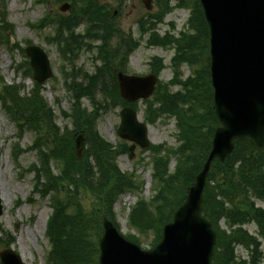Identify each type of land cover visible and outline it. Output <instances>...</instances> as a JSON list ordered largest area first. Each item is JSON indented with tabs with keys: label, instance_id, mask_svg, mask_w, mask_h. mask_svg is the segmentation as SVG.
I'll return each mask as SVG.
<instances>
[{
	"label": "trees",
	"instance_id": "1",
	"mask_svg": "<svg viewBox=\"0 0 264 264\" xmlns=\"http://www.w3.org/2000/svg\"><path fill=\"white\" fill-rule=\"evenodd\" d=\"M70 1L73 6L70 14L48 20L56 28L52 41L58 45L62 60L69 63H74L82 50H91L92 43L97 42L95 56L100 61L93 74L85 73L79 81L76 76L64 78L71 105L70 112H62V116L70 120L72 128L60 129L55 124L53 111L36 84L29 95L21 94V86L4 84L0 103L20 131L34 134L30 149L38 153L39 165H32L29 170L34 172V190L42 197L49 196L52 207L45 231L49 245L46 263L97 264L102 215L119 228L114 203L127 192L140 193L142 183L134 172H122L118 167L117 158L127 152L126 147H113L95 128L100 113L109 105H124L115 81V72L123 69V60L118 58L116 42L111 43L118 33L111 10L96 0ZM156 1L168 10V0ZM193 9L194 22L200 26L199 31L204 28L203 33L205 22L197 0ZM5 16V4L0 0V37L9 42L7 31H12V26ZM82 20L83 34L75 33ZM13 47L21 50L19 44ZM176 56L174 62L194 61L198 53L184 51L179 41ZM23 63V76L29 75L28 62ZM172 83L180 84L181 89L168 93L159 86L154 99L147 103L144 116L150 123L160 116L173 117L178 145L174 148L151 145L153 194L149 199L138 197L128 216V224L138 234L153 233L150 248L159 242L163 225L171 221L183 203L207 158L213 131L219 125L205 70L196 69L193 80L175 79ZM84 97L90 102V110L82 105ZM79 132L85 136L81 158L73 150V139ZM171 158L175 159V166L169 170ZM51 163L56 166V173L52 172ZM83 198L90 199L88 207L83 204ZM256 200L264 202V150L257 152L250 139L240 138L223 163L213 161L203 190L202 215L211 222L216 235L212 264H245L243 260H236L235 245L250 249L251 264H259L253 258L261 243L258 237L264 240V207L256 206ZM221 220L224 228L220 226ZM249 223H255L257 237L242 228ZM0 233V243L5 246L14 241L1 227ZM126 238L141 244L136 235L128 234Z\"/></svg>",
	"mask_w": 264,
	"mask_h": 264
},
{
	"label": "rangeland",
	"instance_id": "2",
	"mask_svg": "<svg viewBox=\"0 0 264 264\" xmlns=\"http://www.w3.org/2000/svg\"><path fill=\"white\" fill-rule=\"evenodd\" d=\"M6 10V20L12 25L10 32L11 43L6 39L0 44V80L6 84H15L22 86L23 93H29L33 87L31 78L21 79V53L13 47L19 43L23 48L28 40L32 44L41 47L48 55L53 76L48 79L41 89V93L46 103L50 106L54 114L55 124L60 128H72L70 120L62 116V112L69 113L71 105V95L63 85L60 75V66L63 65L56 47L46 38L52 32L51 27L35 30L32 25L38 22L48 12L52 15L68 14V11L59 10L61 2L51 0H3ZM101 4L110 7L114 25L120 32L130 31L134 38L138 36V21L152 22L151 15L148 12L156 11L154 2H151V9L147 10L141 3V0H98ZM174 1L172 2V4ZM115 12V14H114ZM188 17V10L172 6L169 13L165 16L163 22L157 25L162 32H178L183 28L185 20ZM169 22L174 24L170 28ZM82 25L79 26L78 33H82ZM137 48L131 52L128 57V63L125 68L128 74H145L147 72L148 60L151 56H159L162 59L165 68L161 72V78L165 82L171 77V70L168 66L172 51L170 48H151L145 45L144 39H139ZM120 42V40H118ZM12 47L15 49H12ZM92 52H84L79 55L75 63L76 73L80 77L86 72L93 74L94 64L98 58L94 59L96 48H91ZM95 52V53H94ZM95 61V62H94ZM16 62V64H15ZM19 72H16V71ZM190 70L187 67L182 68V77L189 75ZM175 89V88H174ZM98 100V98L96 97ZM82 105L90 110L88 99L82 98ZM138 108L139 120L144 121L143 109L145 105L136 102ZM121 106L109 105L106 110L100 113L96 121L95 128L97 132L108 141L113 147L124 146L123 140L117 135L119 124V111ZM18 128L12 123L0 110V227L6 233L14 237L12 248L21 256L25 264H47L45 256L48 250V242L44 236L46 221L51 213V203L49 196L41 197L34 188V172L29 168L38 163L37 152L30 149L34 135L30 132H24L17 136ZM148 138L152 145H162L167 147H176L178 144L176 138L175 122L172 117H159L154 124H148ZM126 142V141H125ZM124 142V143H125ZM129 145L128 142H126ZM125 143V144H126ZM15 148V154L13 153ZM163 151H161L162 153ZM151 152L146 149L137 148L133 157L128 154L120 155L117 159L118 167L123 172H134L142 183L141 192H128L119 196L114 204L116 221L119 224L122 234H135L141 240V247L148 249L153 240L151 231L145 234H138L134 228L128 224V215L131 206L134 205L138 197L149 199L153 194L152 189V164ZM175 166V159L171 158L168 168L172 170ZM52 172L56 173L57 168L51 163ZM83 204L88 207L90 199L83 198ZM259 207L264 206L263 201H256ZM221 228H224L223 220L220 222ZM250 234L257 235L255 224H248L243 227ZM3 234V237L5 236ZM2 236V233H0ZM6 246L0 243V250ZM251 251L240 245H235L234 256L236 260H243L245 264H251ZM259 254V255H258ZM258 254L253 258L256 263L264 264V240L258 247Z\"/></svg>",
	"mask_w": 264,
	"mask_h": 264
},
{
	"label": "water",
	"instance_id": "3",
	"mask_svg": "<svg viewBox=\"0 0 264 264\" xmlns=\"http://www.w3.org/2000/svg\"><path fill=\"white\" fill-rule=\"evenodd\" d=\"M146 0L145 2L147 3ZM210 34V73L213 100L220 123L202 169L189 188L184 203L163 227V236L152 250H142L125 239L106 217H102L98 264H210L215 234L200 215L202 191L212 161L223 162L233 151L234 140L249 137L257 150L264 149V0H200ZM67 4L61 6L66 10ZM26 53L33 78L41 83L51 76L46 54L37 46ZM121 97L133 102L147 98L154 89L153 75H117ZM121 138L148 146L147 127L135 111H120L117 131ZM83 135L75 138V153L82 155ZM134 147L131 146L130 150ZM1 214V206H0ZM2 264H23L8 248L0 252Z\"/></svg>",
	"mask_w": 264,
	"mask_h": 264
},
{
	"label": "flooded vegetation",
	"instance_id": "4",
	"mask_svg": "<svg viewBox=\"0 0 264 264\" xmlns=\"http://www.w3.org/2000/svg\"><path fill=\"white\" fill-rule=\"evenodd\" d=\"M159 24H161V23H158L157 25H159ZM157 25H155L154 32H155L156 34L160 35V36L164 35L165 31L162 32L160 29L157 28ZM137 40H139V36L137 37ZM148 47H151V48H157V47L152 46V45H150V46H148ZM147 73H151V72H149L148 69H147ZM147 73H146V74H147Z\"/></svg>",
	"mask_w": 264,
	"mask_h": 264
},
{
	"label": "bare ground",
	"instance_id": "5",
	"mask_svg": "<svg viewBox=\"0 0 264 264\" xmlns=\"http://www.w3.org/2000/svg\"><path fill=\"white\" fill-rule=\"evenodd\" d=\"M42 221H43V225L45 226L46 218H44Z\"/></svg>",
	"mask_w": 264,
	"mask_h": 264
}]
</instances>
